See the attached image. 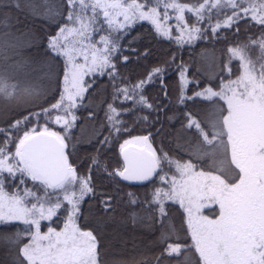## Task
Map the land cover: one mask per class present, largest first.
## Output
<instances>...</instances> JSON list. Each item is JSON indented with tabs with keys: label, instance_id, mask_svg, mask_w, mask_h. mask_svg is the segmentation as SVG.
Wrapping results in <instances>:
<instances>
[{
	"label": "snow or ice",
	"instance_id": "snow-or-ice-1",
	"mask_svg": "<svg viewBox=\"0 0 264 264\" xmlns=\"http://www.w3.org/2000/svg\"><path fill=\"white\" fill-rule=\"evenodd\" d=\"M66 2L68 11L67 16L63 17L66 23L58 28L55 35L48 38L47 44L51 57L64 58V87L59 99L41 110L45 117L63 125L65 134L51 131L46 126L38 131L34 126L25 131L18 140L11 135L12 131L18 130L21 124L29 121L31 116L39 117L40 112L14 121L8 129L0 128V136L4 137L0 141V226H7L15 221L29 226L24 232L28 243L19 248L14 264H101L96 236L92 231L82 230L76 223L81 201L85 196L95 195V188L92 186L91 177L78 175L76 168L69 162L65 141L71 139L68 135L69 129L74 127L77 120L73 110L78 105V98L82 99L85 92L84 76L93 72L103 73L105 69H110L109 76L114 80L118 75L112 59L120 51L119 32L126 25L136 19L151 20L160 35L171 38L170 29L160 22L161 5L165 20L169 18L168 9L176 11V29L180 33L176 39L181 45L192 44L204 36L205 29L198 25L205 19V9L211 13L222 5L230 7L232 15L223 21L224 27H231L242 19L241 12L244 17L250 14L253 21L264 25V0H204L198 6L181 4L177 0H155L153 7L137 0ZM244 3L249 6L243 7ZM14 7L20 8L19 0H16ZM63 7V4L58 6L55 0H39V4L36 0H30L29 3L30 14L45 20L62 16ZM88 9H91L90 16L87 14ZM186 9L196 18L192 25L185 20ZM100 13L103 22L108 26V35L101 36L99 41L92 43L93 34L104 30L96 27ZM121 16L123 22L117 19ZM4 26H8L6 22ZM209 26L215 35L221 28V22ZM97 44H103L104 47L99 48ZM251 44L259 45L262 53L260 58L264 59V36L251 41ZM19 47L18 38L13 33H0V100L3 101L19 103L26 97L42 94L37 92L35 84L20 81L9 71L13 68L21 69L27 64V61L19 59L9 63L18 56ZM246 48L247 46H237L228 49L229 64L233 59H239L241 74L235 80H222L219 91L206 87L193 93V96L186 97L184 91L189 83L186 75L188 69L184 65L180 66L181 104L195 97H202L207 101L220 97L227 104L226 114L224 109L213 105L205 120L198 121L190 113H185L187 125H182L181 130L194 127L198 137L202 138L197 139L189 155L198 161L210 160L209 172H196L195 164L190 161L181 164L171 159L167 153L157 155L148 143L149 136H143L121 144L124 166L121 170L109 173L110 176L120 177L124 181L143 182L150 181L154 174L163 172L165 166L169 169L175 166L180 178L177 179L175 175L169 178L166 173L161 175L160 181L170 184V187L155 188L151 192V199L144 203L145 210L154 211L146 216L133 212L130 219L133 224L144 220L151 222L157 211L164 218L165 201L178 200L187 213V225L195 251L199 254V264H264V63L257 69L256 62L247 57ZM77 57H82L84 63H78ZM123 60L127 61L128 57H123ZM48 67L46 77L54 82L55 72L51 65ZM225 67L230 74L231 68L228 65ZM161 72V68H155L149 73L147 80L122 88H115L114 85V100L106 110L110 135L112 131L119 134L124 123L119 119L123 113L113 106L116 100L122 97L121 102H132L133 108L124 109V112L137 108L141 111L152 110L154 106L143 95V90ZM53 111L61 114L52 117L50 113ZM142 119L147 121L148 117L144 116ZM13 142L14 152L9 150ZM106 142L107 137L101 144ZM134 143H143L148 150L140 149L130 153L126 146ZM92 163L99 167L95 158ZM5 174L13 180L19 175L20 183L25 182L24 177L38 181L44 195H38L28 188L24 189L23 195L19 188L9 195L5 191ZM77 185L78 190H75ZM70 188L73 190L69 191ZM60 193H63L62 199ZM102 195L106 198L101 204L105 211H111V195ZM128 195L130 204L136 205L138 201L134 194ZM29 197L36 201L31 207L28 206ZM204 200L219 205V215L215 219L196 214L204 207ZM64 202H67L66 206ZM157 205L158 209L155 208ZM62 208L67 212L64 227L59 231L49 227L46 233H41V220H51ZM31 226H35L34 232L30 230ZM169 238L162 235L161 242ZM22 239L19 231L0 234V243L12 247L18 245ZM165 251L171 256L179 255L187 249L180 244H169Z\"/></svg>",
	"mask_w": 264,
	"mask_h": 264
},
{
	"label": "trees",
	"instance_id": "trees-1",
	"mask_svg": "<svg viewBox=\"0 0 264 264\" xmlns=\"http://www.w3.org/2000/svg\"><path fill=\"white\" fill-rule=\"evenodd\" d=\"M203 1L177 0L181 4L197 6ZM15 2L16 0H0V33L11 32L18 38L19 54L9 63H14L19 59L27 61V64L21 69L13 68L9 71L16 79L35 84L37 92L42 94L26 97L19 103L0 100V128L5 129H8L14 121L22 120L26 115L41 111L55 102L60 94L59 79L63 71L60 57H51L47 44L48 38L55 35L58 28L66 23L63 18L66 17L67 11L65 0H55L58 6L63 4L64 7L62 16L52 20L40 19L31 15L30 0H19V9L14 7ZM137 2L147 3L148 7L155 6V0H137ZM36 3L39 4V0H36ZM144 10L147 11V8ZM159 11L161 14L164 13L162 5ZM167 11L168 14L176 13L174 9ZM223 11L221 9L220 12ZM204 16L205 19L199 22V26L205 29L204 36L192 44L183 45L173 37L161 36L149 22L136 23L120 36V51L112 59L118 73L115 80L106 74L85 80L87 86L84 97L78 101L75 108L77 121L74 129L69 131L71 139L65 141L67 144L65 152L69 162L79 174L91 177L92 186L95 188V195L85 196L81 201L76 223L82 230L92 231L96 236L101 264H157V261L158 264H199V254L195 251L187 225V213L177 202H165L166 216L164 218H161L157 211L151 222L144 220L136 224L132 223L131 213L136 212L146 216L154 211V209L145 210L144 203L150 200L148 189L154 184L155 176L150 181L141 184H130L120 177L110 176L109 173L123 168L119 153L120 146L129 137L138 135L149 136V141L157 154L164 152L180 160L188 159L199 170L207 172L211 170L208 167L210 160H192L183 150L187 144L192 145L197 139H202L198 137L195 128L181 130L182 125H187L185 113H190L198 121L203 120L201 116L205 113L210 101L194 98L185 100L184 104L179 102L181 95L180 66L184 65L188 69L186 75L190 82L185 90L187 96L208 85L220 90L222 80L235 77L241 72L237 59H233L229 64L228 49L242 45L250 46L252 40L264 36V25L257 24L246 17L231 27L221 26L214 35L209 25H213L220 17L215 14L208 16L206 13ZM175 17L173 15V22H178ZM186 19L190 25L196 22L194 16L188 15ZM4 22L7 23V27L4 26ZM203 52L212 54L216 58L214 61L216 66L220 67V72L216 73L214 79L203 75L200 69V55ZM125 56L128 57L127 61L123 60ZM49 65L55 72L54 82L46 77ZM226 65L231 68L230 74L225 73ZM155 68L163 69L162 76L154 77L153 81L146 84L143 90V95L153 104V109L141 111L137 108L131 112H122L123 114L119 116V119L124 122L121 132L117 134L112 131L110 135L104 112L108 105L113 103L115 88L138 83L146 79ZM120 101L121 99H118L113 104L119 110L131 105L129 102L120 104ZM144 116L148 117L147 121L142 119ZM28 125L21 124L18 130L11 132V135L18 140L23 130L33 128V125ZM82 126L87 129V134L84 136H81ZM51 128L61 130V126L53 124ZM205 130L209 131L207 128ZM106 137L108 142L101 144ZM3 139L4 137L0 136V141ZM14 146L13 142L9 150ZM93 158L98 161L99 167L93 165ZM7 187V190L11 191L10 184H7ZM25 187L35 192L42 189L39 183H31L30 180L25 181ZM103 193L112 197L111 211H105L104 205L101 204V201L106 198L102 195ZM128 193H133L137 198L136 205L130 204ZM155 208L157 209V206ZM65 217L66 211L63 208L59 209L57 215L51 220L41 223L40 230L46 231L49 227L58 230L62 227ZM26 228L29 226L16 221L7 226H0V234L19 231L23 236L15 247L0 243V264H14L19 248L28 243V237L24 235ZM30 230L33 231L32 226ZM115 230L134 232L131 241L138 240L141 245L143 235H146V245L141 250L134 249V246L128 247L126 248L128 251L116 255L108 247L111 245V242L108 244V239L112 238ZM162 235L170 238L161 242ZM169 244H180L187 251L169 256L165 251Z\"/></svg>",
	"mask_w": 264,
	"mask_h": 264
},
{
	"label": "rangeland",
	"instance_id": "rangeland-1",
	"mask_svg": "<svg viewBox=\"0 0 264 264\" xmlns=\"http://www.w3.org/2000/svg\"><path fill=\"white\" fill-rule=\"evenodd\" d=\"M65 2H66V0H65ZM128 2H131V0H128ZM204 2V1H203ZM66 4H67V2H66ZM184 4V3H183ZM243 7H248L249 6V4L248 3H244L243 5H242ZM221 9H223L224 11V13L223 12H220L221 11ZM67 11H68V8H67ZM67 11H66V16H67ZM98 12H99V10H97ZM146 11V10H145ZM169 13V12H168ZM204 13H206V14H208V16H212L213 14H215V16H219L220 18L218 19V20H216V22H214L213 23V25H215L218 21H220L221 22V26H223V21L228 17V16H231L232 15V9L230 8V7H227V6H224V5H222L220 8H218V9H213L212 11H211V13H209L208 11H207V9H205V11H204ZM89 16L92 14L91 13V9H88V13H87ZM173 15L174 16H176L177 15V13H173V14H168V19L167 20H165L164 19V13L163 14H161V16H163V17H160V22H161V24H163L164 25V27L165 28H168V29H170V31H171V37H173L174 39H176V37H178L179 36V32L177 31V29H176V25H177V23L178 22H173ZM188 15H190V16H194V15H192L191 13H189L188 11H187V9L185 10V20L187 21V19H186V17H188ZM240 15H241V17L242 18H246V17H244V14L241 12L240 13ZM247 17H249L250 18V20H252L251 19V15L249 14ZM194 18H195V16H194ZM120 22H123V17L121 16V17H118L117 18ZM149 22V23H151L152 24V26L154 27V29L156 30V25L155 24H153L152 23V21L151 20H146V19H136L135 21H133L131 24H129V25H126V28L124 29V30H121L120 32H119V37L120 36H122L123 34H125L126 33V31L129 29V28H131L133 25H135L136 23H139V22ZM253 21V20H252ZM187 23L190 25V23L187 21ZM199 26V25H198ZM96 27L97 28H103L104 30H102V31H99L98 33H94L93 34V38H92V43H96L97 41H99V39H100V37L101 36H107L108 35V30H107V28H108V26H107V24L106 23H104L103 22V16H102V13H100L99 14V22L97 23V25H96ZM211 28V27H210ZM212 29V28H211ZM157 31V30H156ZM161 36H163V35H161ZM177 40V39H176ZM254 40H258V38H256V39H254ZM253 41V40H252ZM23 43H25V42H23ZM184 44H187V43H184ZM244 46H247V48H246V55H247V57L248 58H250L251 60H253V61H255L256 62V67H257V69H259V65L260 64H262V63H264V59H261L260 57L262 56V53L260 52L261 50H260V48H259V45L257 44V45H252V44H250V46H248V45H242L241 47H244ZM97 47H99V48H103L104 47V45L103 44H97ZM200 58H201V60H200V69H201V71L203 72V75H205L206 77H208L209 79H214V76L216 75V73H218V72H220V67H218V66H216V63L214 62L215 60H216V58L212 55V54H209L208 52H207V54L205 53V52H203V53H201V55H200ZM235 60V59H234ZM238 61H239V59H237ZM60 61H61V64H62V76L60 77V79H59V89H61L60 90V92L59 93H61V91H62V89H63V87H64V83H63V77H64V67H65V61H64V58L63 57H60ZM77 62L78 63H81V64H83L84 63V60H83V58L82 57H77ZM239 63H240V61H239ZM109 71H110V69H105L104 70V72L103 73H100V72H93V73H91V74H86L85 76H84V87L86 88V81L85 80H88V79H91V78H93V76H100V75H103V74H106V75H109ZM225 73H227L228 72V68L227 67H225ZM181 72V71H180ZM162 73H163V69H162V72L159 74V75H157V76H155L156 78L157 77H160V76H162ZM229 73V72H228ZM240 74H241V72H239V74L237 75V76H235V77H232V78H228L227 80H225V82L226 81H228V80H235L237 77H239L240 76ZM149 76V75H148ZM148 76L146 77V79H143V80H147L148 79ZM180 76V75H179ZM187 78H188V76H187ZM188 80H189V82H190V79L188 78ZM141 81V80H140ZM151 81H153V80H151ZM122 87H124V86H120V87H118V88H122ZM207 87H210V88H212L211 86H207ZM206 88V87H205ZM187 89V88H186ZM185 89V90H186ZM204 89V88H203ZM214 91H219V89L218 90H216V89H214V88H212ZM202 89H200V90H198L197 92H199V91H201ZM229 95L231 94V93H228ZM184 95L187 97V94L185 93V91H184ZM188 96H193V94L192 95H188ZM59 97H60V94H59V96H58V98L56 99V101L59 99ZM83 97H84V95H83ZM195 98H201V99H203L202 97H195ZM83 99V98H82ZM81 99V100H82ZM121 100H122V97H121ZM55 101V102H56ZM78 101H80V99L78 98ZM55 102H53L52 104H54ZM121 103H128V102H121L120 101V104ZM129 103L131 104V105H129V106H126V108L125 107H123V108H120V110L119 109H117V110H119L120 112H124L123 110L124 109H132L133 108V104H132V102L131 101H129ZM215 106V107H217L218 109L219 108H222V109H224L225 110V113L224 114H226V109H227V104L225 103V101L224 100H222L220 97H214L213 98V100L212 101H210V103L207 105V108H206V110H205V113L201 116V117H203V120H205L206 118H207V116H208V110L212 107V106ZM48 108V107H47ZM108 109V108H107ZM106 109V110H107ZM106 110H105V114H106ZM38 112H40L41 113V115L39 116V117H37V116H31V118L29 119V121H27L26 122V124H29L28 126H32L33 125V127L34 126H36L37 127V130L39 131L41 128H43V127H48L51 131H55V132H58V133H60L61 135H64L65 134V130H64V127H63V125H61V124H56V123H54L52 120H50V119H48L47 117H45V115L41 112V111H38ZM75 112V109L73 110V113ZM33 113H37V112H33ZM31 114V113H30ZM29 114V115H30ZM61 113L59 112V111H53V112H51L50 113V116H52V117H54V116H56V115H60ZM2 115V114H1ZM29 115H26V116H29ZM74 115L77 117V114L76 113H74ZM77 121V120H76ZM75 121V122H76ZM74 122V127H75V123ZM54 125V126H61V130L60 131H58V130H54L53 128H51V125ZM74 127L73 128H71V129H69V131L70 130H72V129H74ZM83 127V126H82ZM81 127V131H83V133L81 134V136H84V135H86L87 133V129H86V127H83L82 128ZM194 128V127H193ZM27 130H29V129H25V130H23V133L25 132V131H27ZM23 133H22V135H23ZM70 134V132L68 133V135ZM21 135V136H22ZM144 135H138V136H132V137H129L128 139H126V140H133V138H136V137H143ZM20 137V136H19ZM87 138V137H86ZM224 139H225V141H226V136L224 137ZM125 140V141H126ZM86 143V142H85ZM148 143L151 145V147H152V149H154L153 148V146H152V144H151V142L150 141H148ZM134 145H136V146H139V147H142V148H144V149H146V150H148L147 149V146L146 145H144L143 143H134ZM194 144H192V145H188L187 144V146L185 147V149H183L186 153H187V155L189 156V158L190 159H192V160H197L195 157H193V156H190L189 155V152L191 151V148H192V146H193ZM10 151H12V152H14L15 151V146H14V148L12 147V149L10 150ZM162 153H164V152H161L160 154H157V155H161ZM169 156V155H168ZM171 159H173V160H175V161H179L181 164H183V163H185V162H188V161H190L191 163H193L191 160H188V159H184V160H180V159H178V158H176V157H174V156H169ZM198 161V160H197ZM194 164V163H193ZM195 171L196 172H199V171H203V170H199L197 167L195 168ZM238 171V170H237ZM204 172H207V171H204ZM78 173V172H77ZM167 174V176L169 177V178H171L172 176H176L177 177V179H179L180 178V176H179V173L176 171V168H175V166L173 165L172 167H171V169H169V167H167V166H165L164 167V171L163 172H159V174H155V182H154V184L151 186V187H149V189H148V193H149V196H150V199H151V192L155 189V188H157V187H164V188H168V187H170V184H164V183H162L161 181H160V176L161 175H164V174ZM78 175H80V176H85V175H81V174H79L78 173ZM85 177H87V176H85ZM237 179H238V177H237ZM20 180H21V177L19 176V175H17V177L13 180V178H11V177H8L7 176V174H5V191L9 194V195H11L12 193H14L16 190H17V188H19V192H20V194L21 195H23V193H24V189L25 188H27V187H25V182L24 183H20ZM27 180H30L31 181V183H34V181H32L30 178H28V177H24V181H27ZM13 182H15L14 184H13ZM37 183H39L38 181H37ZM7 184L9 185L10 184V186L12 187V189H11V191H9V190H7L8 189V187H7ZM17 184H19V186H17ZM78 185L76 186V189L75 190H78ZM42 188V187H41ZM29 189V188H28ZM31 190V189H30ZM73 189L72 188H70L69 189V191H72ZM144 189H142V191H143ZM32 192H35V191H33V190H31ZM131 191H134V190H131ZM38 195H41V196H43L44 195V192H43V188L41 189V191H38V192H36ZM60 198L62 199L63 198V193H60ZM36 201L34 200V199H32L31 197H29L28 198V206L29 207H31V204L32 203H35ZM165 202H171V201H165ZM172 202H177L178 204H179V201L178 200H176V201H172ZM65 203V206H66V204H67V202H64ZM202 203L204 204V207H201L200 208V210H199V213H196L197 215H200V213L202 212V210H204V209H208V208H212V207H214L215 205H218V204H213V203H211L210 201H208V200H204V201H202ZM157 209H158V205H157ZM183 209V208H182ZM57 213H58V211H57ZM201 216V215H200ZM66 217H67V212H66ZM66 217H65V219H66ZM49 221V220H48ZM16 222H21V221H16ZM42 222H47V220H41V222H40V227H41V223ZM64 223H65V220H64V222H63V224H62V227L61 228H59L57 231H59V230H61L63 227H64ZM32 229H33V232L35 231V226H32ZM41 231V233H46L48 230L46 229V231H42V230H40ZM133 233L134 232H130V231H122V230H115L114 232H113V234H112V238L110 239H108V244H110V242H111V245H109L108 247L109 248H111V252L112 253H114V254H116V255H118V253H125L126 251H128V250H126V248H128V247H132V246H134V249H139V250H141V249H143L144 248V246L146 245V243H145V240H146V238L145 237H147L146 235H143V242H142V245H141V243L139 244L138 243V240H134V241H131V237H133L132 235H133ZM125 237H126V239H125ZM129 239V240H128ZM113 244V245H112Z\"/></svg>",
	"mask_w": 264,
	"mask_h": 264
},
{
	"label": "water",
	"instance_id": "water-1",
	"mask_svg": "<svg viewBox=\"0 0 264 264\" xmlns=\"http://www.w3.org/2000/svg\"><path fill=\"white\" fill-rule=\"evenodd\" d=\"M140 149H144V148L139 147V146H136V145H134V144H131V145L126 146V150L129 151L130 153L137 152V151H139ZM144 150L147 151L146 149H144ZM119 153H120V157H121V160H122V163H123V166H124V157H123L121 151H120ZM154 176H155V174H154ZM154 176H153V177H154ZM153 177H152V178H153ZM152 178H151V179H152ZM126 182H128V183H130V184H141V183H144V182H147V181H143V182H140V181H126Z\"/></svg>",
	"mask_w": 264,
	"mask_h": 264
},
{
	"label": "flooded vegetation",
	"instance_id": "flooded-vegetation-1",
	"mask_svg": "<svg viewBox=\"0 0 264 264\" xmlns=\"http://www.w3.org/2000/svg\"><path fill=\"white\" fill-rule=\"evenodd\" d=\"M201 216H207L210 219H215L219 215V205H215L212 208L204 209L200 213Z\"/></svg>",
	"mask_w": 264,
	"mask_h": 264
},
{
	"label": "bare ground",
	"instance_id": "bare-ground-1",
	"mask_svg": "<svg viewBox=\"0 0 264 264\" xmlns=\"http://www.w3.org/2000/svg\"><path fill=\"white\" fill-rule=\"evenodd\" d=\"M127 254V253H126Z\"/></svg>",
	"mask_w": 264,
	"mask_h": 264
}]
</instances>
